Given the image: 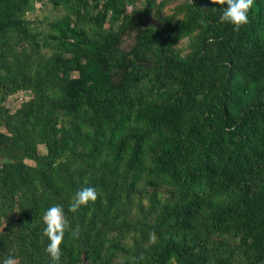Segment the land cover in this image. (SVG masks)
Here are the masks:
<instances>
[{
    "label": "trees",
    "instance_id": "trees-1",
    "mask_svg": "<svg viewBox=\"0 0 264 264\" xmlns=\"http://www.w3.org/2000/svg\"><path fill=\"white\" fill-rule=\"evenodd\" d=\"M174 1L0 0V262L51 264L59 204L60 264H264V0Z\"/></svg>",
    "mask_w": 264,
    "mask_h": 264
},
{
    "label": "clouds",
    "instance_id": "clouds-1",
    "mask_svg": "<svg viewBox=\"0 0 264 264\" xmlns=\"http://www.w3.org/2000/svg\"><path fill=\"white\" fill-rule=\"evenodd\" d=\"M255 0H212V3L226 5L219 17V22L229 23L233 26L234 31L249 22V11L251 10ZM201 24L207 27V21L201 20ZM99 193L95 187H82L78 189L72 196L69 204V211L76 213L82 206H87L90 202L95 203ZM42 242L47 238L45 247L46 254L50 257L51 264H60L62 250L61 245L64 241L65 233L69 232L71 238L80 237V227L76 225L72 228L69 219L65 215L62 205L56 204L48 208L42 216ZM150 239H154V234L150 235ZM0 264H17L16 258L12 255L5 257Z\"/></svg>",
    "mask_w": 264,
    "mask_h": 264
},
{
    "label": "rangeland",
    "instance_id": "rangeland-1",
    "mask_svg": "<svg viewBox=\"0 0 264 264\" xmlns=\"http://www.w3.org/2000/svg\"><path fill=\"white\" fill-rule=\"evenodd\" d=\"M156 1H158V0H156ZM179 1L180 0H175L174 2H172L171 4H169L168 6H166L164 8V10H163L164 13H170L172 11L174 5L176 3H178ZM44 14L50 15V7H49V5L46 6V7H43L41 10H38L35 13L29 14V16L31 18H33V17H35V18H41V17H43ZM149 19H150V21H153L154 20L153 17H150ZM130 45H131V40L129 38H125L124 41H123V43H122V47L128 49L130 47ZM27 96H28V94L23 93V92H19L16 95H13V96L8 97L6 104L11 109H15V108H17L19 106L20 100L21 99H26ZM40 150L41 151H44V147L43 146H40ZM27 162L28 163H32L29 160H27Z\"/></svg>",
    "mask_w": 264,
    "mask_h": 264
}]
</instances>
